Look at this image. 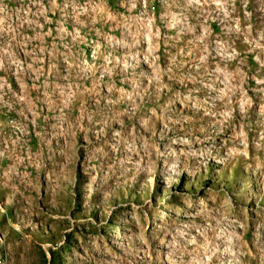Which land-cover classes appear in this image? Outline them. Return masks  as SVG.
<instances>
[{"label": "rangeland", "instance_id": "rangeland-1", "mask_svg": "<svg viewBox=\"0 0 264 264\" xmlns=\"http://www.w3.org/2000/svg\"><path fill=\"white\" fill-rule=\"evenodd\" d=\"M0 264H264V0H0Z\"/></svg>", "mask_w": 264, "mask_h": 264}]
</instances>
